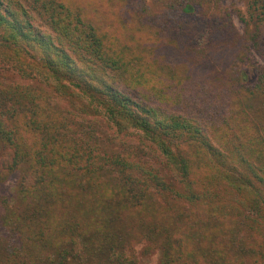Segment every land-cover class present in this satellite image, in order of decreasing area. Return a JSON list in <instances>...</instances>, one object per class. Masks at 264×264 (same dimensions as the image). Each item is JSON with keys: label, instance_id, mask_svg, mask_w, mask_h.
I'll use <instances>...</instances> for the list:
<instances>
[{"label": "trees", "instance_id": "trees-1", "mask_svg": "<svg viewBox=\"0 0 264 264\" xmlns=\"http://www.w3.org/2000/svg\"><path fill=\"white\" fill-rule=\"evenodd\" d=\"M222 1L130 0L126 46L96 13L0 0V264H264V0L242 35ZM62 110L109 138L68 145Z\"/></svg>", "mask_w": 264, "mask_h": 264}, {"label": "rangeland", "instance_id": "rangeland-1", "mask_svg": "<svg viewBox=\"0 0 264 264\" xmlns=\"http://www.w3.org/2000/svg\"><path fill=\"white\" fill-rule=\"evenodd\" d=\"M61 3H64L73 11L80 12L82 17L85 20H91L88 14H95L97 18L94 22L105 32H109L110 35L114 34V43L117 45H126L131 41V33L133 26H136L138 21L134 19L129 13V3L130 0H58ZM248 0H223L222 4L226 12L230 14L231 21L233 26L236 28L240 35L244 34L245 25L241 21V17L246 10V3ZM21 2L32 11L34 6V0H21ZM136 0H132V3ZM35 20L34 23L36 27L46 30V25L44 21L36 14H34ZM117 31V34H116ZM251 62L247 66H243L242 71L247 75L250 80H255L256 73L255 68L261 66L263 62L255 53L250 54ZM227 66V62L224 65V69ZM5 79L8 82H14V84H29L34 86L39 90H44L45 88L36 83V82H27L20 79L16 75H11L8 72L5 75ZM123 90L128 91L126 86H122ZM46 91V89H45ZM51 97V98H50ZM49 99L52 104L60 108H65V103L59 100L57 97L50 95ZM64 113L65 127L59 130H55L58 133V137L63 140L68 145L82 144V141L85 144L95 146L101 142L107 140L110 136L109 132H106V129L102 127L100 123L94 120L92 117H79L72 116L67 112V110H62ZM96 135H95V134ZM117 145V142L115 144ZM145 151L143 157L146 160H149L152 165L158 166L160 163V158L157 152L147 149V147H142ZM16 182L15 178H12L3 188L0 189V192L4 193L6 196H10L13 193L14 184ZM140 253V252H139ZM142 264H155L158 261V255H154L152 258L139 257Z\"/></svg>", "mask_w": 264, "mask_h": 264}]
</instances>
